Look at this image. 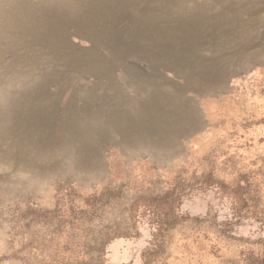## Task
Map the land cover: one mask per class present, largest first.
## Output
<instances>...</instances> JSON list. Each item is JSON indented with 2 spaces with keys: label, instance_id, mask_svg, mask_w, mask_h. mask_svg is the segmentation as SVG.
<instances>
[{
  "label": "rangeland",
  "instance_id": "obj_1",
  "mask_svg": "<svg viewBox=\"0 0 264 264\" xmlns=\"http://www.w3.org/2000/svg\"><path fill=\"white\" fill-rule=\"evenodd\" d=\"M0 264H264V0H0Z\"/></svg>",
  "mask_w": 264,
  "mask_h": 264
}]
</instances>
